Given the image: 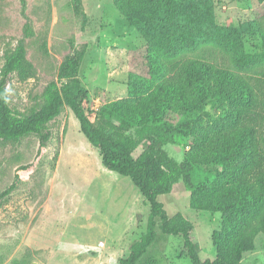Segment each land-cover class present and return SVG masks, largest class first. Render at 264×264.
<instances>
[{
    "label": "rangeland",
    "instance_id": "obj_1",
    "mask_svg": "<svg viewBox=\"0 0 264 264\" xmlns=\"http://www.w3.org/2000/svg\"><path fill=\"white\" fill-rule=\"evenodd\" d=\"M25 2L34 32L25 40L26 59L34 76L26 81L13 75L8 79V103L14 114L40 109L43 90L56 80L59 65L74 50L84 56L78 79L88 91L83 107L91 122L103 106L129 99L130 74L151 77V44L127 23L113 0ZM212 3L213 19L192 31L197 45L185 50L182 60L200 59L236 71L222 35L226 29L254 21L264 27V0ZM24 23L20 0H0V70L5 55L21 39ZM262 46L259 35H245L234 50L260 58ZM241 74L250 79L256 103L262 102L263 117L257 124L264 135V62L257 70ZM241 110L236 98L221 100L215 111L198 114L193 130L165 147L177 162H193L194 182L203 185L194 198L182 183L174 185L170 195L158 198L168 216L179 214L192 224L190 238L201 261L216 259L213 235L222 227V215L207 210L214 199V178L223 170L213 163V152L221 148L216 140L236 122ZM179 118L173 108L165 114L168 121ZM45 128L50 138L39 156L37 135L0 141V192L12 183L17 169L32 166L20 173L17 188L0 203V264H118L144 234L148 204L128 178L102 166L66 107ZM142 150L138 147L133 157ZM156 232L152 253H158L160 264H191L181 237L162 235L158 228ZM239 263L264 264V235L254 238L252 249L241 254Z\"/></svg>",
    "mask_w": 264,
    "mask_h": 264
},
{
    "label": "trees",
    "instance_id": "obj_2",
    "mask_svg": "<svg viewBox=\"0 0 264 264\" xmlns=\"http://www.w3.org/2000/svg\"><path fill=\"white\" fill-rule=\"evenodd\" d=\"M113 4L150 42L151 77L130 74L129 99L103 106L91 122L83 107L88 91L78 79L84 56L74 50L59 65L56 80L43 90L40 109L27 115L14 114L8 103V79L13 75L26 81L34 76L25 49V40L34 32L25 15L26 2L20 0L25 20L22 37L5 55L0 70V141L37 135L39 156L50 138L46 124L66 107L78 121L80 133L97 151L102 166L128 178L149 206L144 234L130 245L118 264H160L158 253H152L158 239L156 228L162 235L181 237L191 264H240L241 254L252 249L254 238L264 235V135L257 124L263 117L262 102L256 103L250 79L241 74L257 70L264 62V27L254 21L224 31L226 52L236 69L231 71L209 61L182 60L185 50L197 45L192 31L213 19L212 0H113ZM256 34L263 41L260 58L234 50L242 36ZM231 98L237 99L242 110L216 140L221 148L213 152V163L223 170L214 178V199L207 206L208 211L222 215L221 230L212 241L217 257L201 261L190 238L192 224L179 214L168 216L158 198L170 195L178 183L194 198L203 185L197 187L194 182V163L177 162L165 147L173 145L178 135L193 130L198 114L206 109L215 111L217 102ZM171 108L180 117L176 122L165 120ZM140 146L143 150L134 158ZM31 167L16 170L12 183L0 192V203L17 188L20 173Z\"/></svg>",
    "mask_w": 264,
    "mask_h": 264
}]
</instances>
